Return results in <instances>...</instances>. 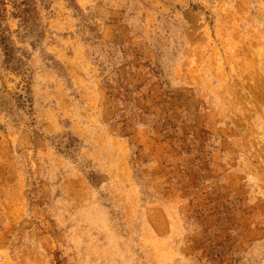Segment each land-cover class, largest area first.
Masks as SVG:
<instances>
[{
  "label": "rangeland",
  "instance_id": "1",
  "mask_svg": "<svg viewBox=\"0 0 264 264\" xmlns=\"http://www.w3.org/2000/svg\"><path fill=\"white\" fill-rule=\"evenodd\" d=\"M0 264H264V0H0Z\"/></svg>",
  "mask_w": 264,
  "mask_h": 264
}]
</instances>
